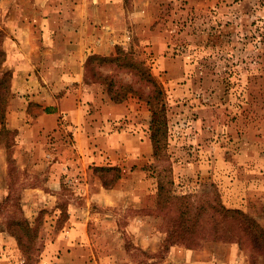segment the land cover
Returning a JSON list of instances; mask_svg holds the SVG:
<instances>
[{
  "label": "rangeland",
  "instance_id": "1",
  "mask_svg": "<svg viewBox=\"0 0 264 264\" xmlns=\"http://www.w3.org/2000/svg\"><path fill=\"white\" fill-rule=\"evenodd\" d=\"M19 2L0 0V121L5 127L8 101L14 97L6 49L16 38L13 26L26 14ZM150 2L145 12L151 24L132 23L127 42L117 45L142 62L160 88L151 104L146 102L148 86L142 97L129 93L124 99L136 112L131 116L139 118L149 138L154 133L158 145L154 152L151 142L150 158L139 163L145 177L136 191L144 195L145 206L136 213L144 222L130 225L127 217L135 210L126 208L118 218L129 232L89 239L105 248L155 244L146 238L155 228L157 264L172 244L201 250L203 258L214 255L218 264H264V0ZM100 62H95V72L97 66L104 77L118 74L132 81L127 70L110 62L99 67ZM87 78L91 82L92 76ZM93 82L106 91L104 82ZM9 130L0 136V147L10 155L0 174V264H55L56 248L49 249L57 237L51 228L53 208L43 207L33 221L26 217L21 189L26 180L40 182L42 176L21 169L11 158L15 132ZM92 172L110 184L121 169ZM58 207L62 224L66 204ZM235 209L247 219L231 211ZM108 252L99 248L96 261L88 264H106L100 259ZM134 254L133 264H147V251Z\"/></svg>",
  "mask_w": 264,
  "mask_h": 264
},
{
  "label": "crops",
  "instance_id": "2",
  "mask_svg": "<svg viewBox=\"0 0 264 264\" xmlns=\"http://www.w3.org/2000/svg\"><path fill=\"white\" fill-rule=\"evenodd\" d=\"M18 1L26 14L13 26L16 38L6 49L14 97L4 119L15 132L11 158L21 169L42 176L40 182L26 180L21 189L26 217L33 221L43 207L53 208L51 228L57 237L49 249L56 248L55 264H88L99 248L109 251L101 263L133 264L134 251H147V264H157L155 228L146 235L155 244L105 248L89 239L99 233L129 232L118 218L126 208L135 210L127 217L129 224L142 226L144 217L136 213L145 206L144 195L138 192L145 177L140 162L150 158L151 141L139 118L131 116L136 112L127 100L113 101L100 83L85 78L90 55H109L126 43L132 23L148 26L145 11L151 2ZM0 150L1 174L9 166V154L4 145ZM96 166L119 167L121 173L105 186L92 172ZM61 202L66 204L62 224ZM201 255V250L172 244L160 264H218L214 255Z\"/></svg>",
  "mask_w": 264,
  "mask_h": 264
},
{
  "label": "trees",
  "instance_id": "3",
  "mask_svg": "<svg viewBox=\"0 0 264 264\" xmlns=\"http://www.w3.org/2000/svg\"><path fill=\"white\" fill-rule=\"evenodd\" d=\"M116 46V52L111 53L109 55H100V54H92L90 55L86 62H85V78L88 81L87 75L92 76V80L93 81H101L105 83V87H106V92L108 93L109 97L115 101V102H121L123 101L129 93L132 94H138L139 97H142L141 95V90L143 88V86H148L149 88V93L147 95L146 98V102L148 104L152 103V98H155V94L160 92V88L158 86V84L156 83V81L154 80L152 74L150 73L149 69L142 63V62H138L135 60H132L130 55L127 54L126 52H124V49L122 47H118ZM101 60L100 62V66L103 65H107L111 63H113L114 65H116V69H122L124 71H128V73H130L131 77H132V81H124L122 78L118 77V74L115 75H111V77L107 76H102L101 70H98L97 66V72H99L97 74V72H95V62ZM109 78V79H108ZM135 83L137 84L136 88L135 87ZM140 93V94H139ZM152 107V105H151ZM154 115L155 113L153 112V116L151 119V122H154ZM1 124V128H0V136L1 135H6L8 132H11L9 129H7V127L4 126V121H0ZM151 142L153 143V148H154V152H156L158 145L156 144V137L154 135V133L151 135L150 137ZM9 159H10V155H9ZM117 168V167H116ZM102 170V169H112L115 170V166H96L94 167V170ZM117 170V169H116ZM119 172L114 175V177L111 180L110 184H105L102 180V183L105 186H109L111 185L116 178L119 176ZM231 211H235L236 213H239V215L243 218V219H247V215L240 211V210H231ZM225 214H228L230 212V209H226L224 210ZM240 223L244 225V228H247L245 226V224L243 223V221L241 219ZM25 222H27V220H25ZM17 237V236H16ZM18 239H20V237H17Z\"/></svg>",
  "mask_w": 264,
  "mask_h": 264
}]
</instances>
